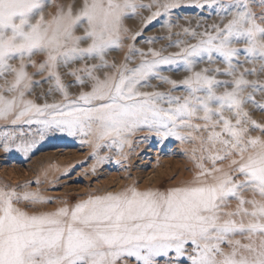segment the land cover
Masks as SVG:
<instances>
[{
    "label": "snow or ice",
    "instance_id": "snow-or-ice-1",
    "mask_svg": "<svg viewBox=\"0 0 264 264\" xmlns=\"http://www.w3.org/2000/svg\"><path fill=\"white\" fill-rule=\"evenodd\" d=\"M50 3L0 0V80L4 81L0 85V121L12 125L23 121L42 125L44 131L90 137L87 142L92 144L94 155L101 147H115L118 154L125 145L131 149L129 137L144 129L157 137H175L181 143L197 139L193 132H206L207 137H199L201 163L196 167L200 171L193 181L167 192L127 188L91 196L71 208L29 214L16 204L21 200L33 204L49 201L38 192L18 195L14 189L0 188V264H128L129 260L161 264V259L165 264H178L188 243L192 245L187 255L190 264H264V125L250 120L243 110L251 103L264 111V104L253 100L257 90L264 92V83L244 78L264 72V0H258L259 15L252 10L257 0H203L197 6L213 9L221 19H231L223 27L211 25L213 31L200 33L197 43L168 56L151 49L139 52L129 45L124 63L119 65L109 64L105 57L121 46L128 31L123 27L124 19L151 5L136 0H73L67 6L56 5L55 12L46 18ZM153 3L157 11L146 19L145 28L176 6L174 0ZM81 27L83 35L78 36L75 33ZM184 34L197 36L195 30L187 28ZM84 41H88L87 46L81 47ZM239 43L244 44L242 49L233 46ZM38 54L44 60L36 64L32 58ZM137 54L153 58L129 67ZM241 55L245 62H258L259 66L245 70L233 81L217 80L208 74L209 69L193 72L198 62L219 59L227 67L223 73L219 69L215 73L233 76ZM88 60L98 62L68 74L83 84L79 73H84L92 82L91 91L68 101L56 70ZM13 61L19 63L14 65ZM29 65L35 69L32 74L27 72ZM172 65L191 73L180 82L186 94L139 90L150 86L151 79L175 90L176 81L159 74L161 66ZM105 69L112 71L104 72L103 78L95 74ZM45 71L44 81H55L64 103L37 105L25 99L34 85L43 82L32 77ZM229 84L233 85L231 91L216 94V88ZM248 87L252 92L241 95ZM226 111L229 117L224 115ZM194 119L203 124H193ZM182 129L189 131L181 134ZM257 130L261 135H249ZM33 146L34 142L16 145V150L28 152ZM2 147L4 152L12 150L7 140ZM196 151L192 149L193 159ZM123 158L127 159V154ZM106 159L100 157L99 162ZM205 159L211 161L210 169L204 167ZM224 160L228 161L227 170L216 166ZM244 191L259 199L245 200L241 196ZM229 199L238 204L234 212L225 214L222 209ZM224 215L228 218L222 219ZM236 216L246 217L247 222L232 218ZM236 235L247 243L231 239ZM225 243L228 251L221 247Z\"/></svg>",
    "mask_w": 264,
    "mask_h": 264
},
{
    "label": "rangeland",
    "instance_id": "rangeland-1",
    "mask_svg": "<svg viewBox=\"0 0 264 264\" xmlns=\"http://www.w3.org/2000/svg\"><path fill=\"white\" fill-rule=\"evenodd\" d=\"M72 2L73 0H51L49 7L45 9L46 18L55 12L56 5L67 6ZM79 2L82 3V0H79ZM136 2L144 5H151V7L138 8L135 15H130L129 18L124 19L123 27L128 31L122 38L121 46L118 49L110 51L106 55L105 59L109 64L115 63L119 65L124 63L125 56L128 54L129 45H132L135 49L139 50V52L144 53H148L149 49L160 52L162 56L177 53L181 48L197 43L201 39L200 33L206 30L210 32L213 31L210 27L211 25L219 24L223 27V25L231 19L230 16H225L221 19L220 16L215 14L213 9L197 6L198 3H202L203 0H174L176 6L168 14L153 20V22L145 28L144 24L146 19L151 16L153 12L157 11V6L153 3V0H136ZM159 2L162 3L163 0H159ZM252 10L257 15L261 13L258 0L257 4L252 7ZM186 28L189 29V31L195 30L197 36L191 37L185 35L184 29ZM75 34L78 36L83 35V27L78 29ZM133 36H136L135 40L132 39ZM177 42H181L179 46H176ZM87 43L88 41L82 42L81 47H86ZM233 46L242 49L244 44L239 43ZM152 58L151 55L145 57H141L139 54L134 55L129 62V67L135 66L141 59ZM238 59L240 65L237 67L233 76L215 73V69H219L220 73H223L227 67L219 59H215L212 63H208L206 59L205 61L198 62L194 66L193 72L209 69L208 74L214 75L217 80L233 81L245 70H251L259 66L258 62H245L243 55ZM32 60L34 63L39 64L44 60V56L38 54L33 56ZM97 62L96 60L78 61L70 64L68 67L61 66L57 68L56 71L60 76L61 83L64 85L68 94V101L76 100L82 92L91 91L92 83L87 79L84 73H79V75L84 78L83 84L77 83L76 77L68 73L74 69L83 67L85 64L91 65ZM18 63L19 61H13L14 65ZM34 71L35 69L29 65L27 72L32 74ZM106 71L112 70L105 69L95 74L103 78L104 72ZM159 74L166 76L169 80L176 81L178 87L173 90L172 85L162 83L157 79H151L148 81L150 86L141 87L139 90L147 92H171V95L174 96L186 94L180 82L188 75H191V73L184 71L182 67L172 65L161 66ZM46 75L47 71L32 77L34 81L43 82L39 85H34L25 99L31 100L37 105H43L45 103H64V97L59 91L55 90V81L53 79L44 81ZM244 78L250 82L256 81L257 83H264V72H257L255 75H246ZM7 79L10 81L12 77L8 76ZM3 83L4 81L0 80V85ZM232 87L233 85L229 84L227 87H218L215 91L217 95H220L225 91H231ZM50 88L52 89L51 91H49ZM250 92H252V88L248 87L244 89L241 95L246 96ZM253 100H255L257 104H264V92L257 90L253 95ZM163 106L167 107L166 104ZM243 110L248 113V118L250 120L264 125V111L255 109L251 103L245 104ZM224 115L229 117L231 114L226 111ZM194 120L203 124L202 120ZM249 135L257 136L261 135V133L257 130L251 131ZM195 136H203L206 139L207 133L203 131L195 132ZM135 138H137V136ZM90 139V137L81 135L69 136L59 131H44L43 126L39 124L30 125L20 121L12 125L5 121H0V188H5L6 190L14 189L18 195L25 192H38L41 198L49 201L48 203L33 204L30 201L21 200L16 204V207L29 214H33L51 212L59 207L65 206L71 208L77 203L87 200L91 196L116 193L127 188H135L137 190L139 189L138 186H141L145 181L147 182L146 188L137 191L151 190L167 192L170 189L185 186L180 184L182 180L177 181L176 175L160 177L155 188L153 186L154 184L152 182L149 183L147 180L152 178V172L157 170L159 167L157 163L159 164L162 157H173L179 160L184 159L182 153L178 150L176 140L172 138H164L163 141L160 142H146L144 148H142L139 153L133 154L130 157L129 164H127L123 158L124 149L118 154L116 153L117 150L115 147H101L94 155L92 144L87 142ZM5 140H7L12 147V150L9 152L3 151L2 142ZM33 142L34 146L28 152L16 150V145H24ZM218 147L219 145H217V148ZM170 151L172 154H170ZM100 157H107L108 159L101 163L99 162ZM199 157L198 155L196 156V160L198 159L196 165L201 163ZM117 160L119 163H117ZM207 161L205 159L202 163L206 169H210L212 165L206 164ZM217 163L222 164V166L224 165L223 167L220 166V168L222 167L227 170V160L218 161ZM93 168H95V171H93ZM186 169L189 168L187 167ZM199 171L198 169V172ZM124 173L126 177L128 176V180L135 177L136 180L134 185L124 182V180L126 181ZM37 180L40 182L36 183ZM190 183L191 182H189V184ZM125 184L127 185L126 187H124ZM103 185L104 188H102ZM106 185L107 187L105 189ZM244 192H249V196L243 197L245 200L253 198L259 199L258 196L254 197L251 191ZM231 202L237 207V200L232 199ZM245 207L251 210L250 205L246 204ZM240 219H244L245 222H247L246 217L237 216L236 220ZM231 239L240 240L241 243H247V240L239 235L231 237ZM185 247L186 254L181 258L178 264H190L187 255L192 252V245L188 243ZM221 247L224 251L229 250V246L226 243L221 245ZM170 256H173V253H170ZM121 264H123V262H121ZM128 264H135V262L134 260H129ZM161 264H165L164 259H161Z\"/></svg>",
    "mask_w": 264,
    "mask_h": 264
},
{
    "label": "bare ground",
    "instance_id": "bare-ground-1",
    "mask_svg": "<svg viewBox=\"0 0 264 264\" xmlns=\"http://www.w3.org/2000/svg\"><path fill=\"white\" fill-rule=\"evenodd\" d=\"M142 91V90H140ZM193 124H200L199 122L193 120L192 121ZM202 125V124H201ZM219 130V129H217ZM189 130L188 129H182L181 130V134H185L186 132H188ZM137 136V138H135ZM192 136L193 137H196L195 136V132L192 133ZM146 139H142V138H145ZM174 139L176 140L177 142V147H178V150L179 152L182 153L183 155V160H179V159H175V158H163L162 157V160L159 161V164L157 163V170H155V172H152L153 175H152V178L151 179H147L149 183H153L154 185V188L155 186L158 184V181H159V178L160 177H164V176H173V175H176V179L177 181H181L180 184H183V185H188L189 182H192L193 178L195 177V175L198 173V168L196 167V159H193V152H192V149L193 148H196L197 151L195 152V157L198 155V156H201V152L198 150L200 148V141H199V137L197 136V139L195 140H192L190 138V143L189 141L187 143H181L179 140H177L175 137H166V139ZM129 139H131L133 141V145L131 147V149L125 145L124 146V154H127V159H124L125 162L127 164H129V160H130V157L133 155V154H137L140 152V150L142 148H144L146 142H149V143H152V142H160V141H163L164 138H161V137H157L154 133H149L147 129H144V130H141V131H137L136 133H134L131 137H129ZM190 143V144H189ZM91 144V143H90ZM149 150V149H148ZM145 151V150H144ZM150 151V150H149ZM166 151V150H165ZM148 152V151H147ZM117 153V152H116ZM170 154L171 151H170ZM117 155V154H116ZM168 155V154H167ZM204 155L206 156L207 153H204ZM119 156V155H118ZM176 156V155H174ZM166 157V156H165ZM112 159V158H111ZM118 161V160H117ZM207 161V159H206ZM131 162V161H130ZM206 164H210L212 165L211 161H207ZM118 165V164H117ZM131 165V164H130ZM217 167H220L222 166V164H219L217 163L216 164ZM224 166V165H223ZM222 166V167H223ZM132 167V166H130ZM189 168V169H186V168ZM221 167V168H222ZM156 168V167H155ZM121 169V168H120ZM124 169V168H123ZM130 169V168H129ZM122 171V170H121ZM125 171V169H124ZM123 173V171H122ZM106 175V174H105ZM124 176H125V173H124ZM126 177V176H125ZM128 177V176H127ZM127 177L125 178L126 181L124 180V182L126 184H131V185H134V182H135V177H133L132 179H127ZM130 178V177H129ZM86 179V178H85ZM152 180V181H150ZM107 184V183H105ZM125 184L124 187H126L127 185ZM140 184V183H139ZM146 185H147V182L145 181L141 186H138L139 189L137 190H140V189H145L146 188ZM178 185V184H177ZM98 186V185H97ZM100 187V186H99ZM107 185L105 186V189H106ZM104 188V185L103 187ZM100 188V189H102ZM98 191V190H97ZM103 191V190H102ZM101 192V191H100ZM242 197L245 198V196H249V192H243L241 194ZM232 199H229V201L227 202L226 206L222 209V212L223 213H228V212H234L236 210V207L234 206V204L231 202ZM30 207V206H29ZM228 218L226 215L222 216V219H226ZM233 219H236V217H232ZM175 255V253L173 252V256ZM165 262V260H164Z\"/></svg>",
    "mask_w": 264,
    "mask_h": 264
}]
</instances>
